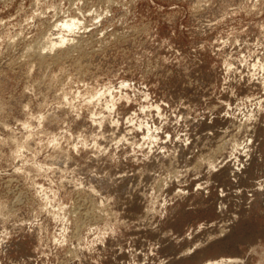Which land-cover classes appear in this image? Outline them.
I'll return each instance as SVG.
<instances>
[{
	"label": "rangeland",
	"instance_id": "1",
	"mask_svg": "<svg viewBox=\"0 0 264 264\" xmlns=\"http://www.w3.org/2000/svg\"><path fill=\"white\" fill-rule=\"evenodd\" d=\"M0 264H264V0H0Z\"/></svg>",
	"mask_w": 264,
	"mask_h": 264
},
{
	"label": "bare ground",
	"instance_id": "2",
	"mask_svg": "<svg viewBox=\"0 0 264 264\" xmlns=\"http://www.w3.org/2000/svg\"><path fill=\"white\" fill-rule=\"evenodd\" d=\"M79 23V22H78ZM64 26L69 30V31H72L74 30L73 28L75 26H77V24L73 21V22H66L64 23ZM66 35H64L62 32L59 34V37L55 40H53L54 42H64L66 40ZM128 191V190H127Z\"/></svg>",
	"mask_w": 264,
	"mask_h": 264
}]
</instances>
